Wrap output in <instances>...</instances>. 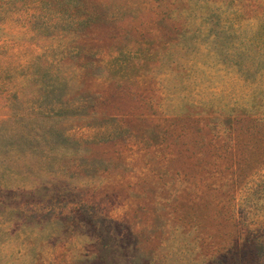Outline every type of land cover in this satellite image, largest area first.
Instances as JSON below:
<instances>
[{"label":"rangeland","instance_id":"rangeland-1","mask_svg":"<svg viewBox=\"0 0 264 264\" xmlns=\"http://www.w3.org/2000/svg\"><path fill=\"white\" fill-rule=\"evenodd\" d=\"M100 1L82 83L66 24L0 9V122L78 108L42 232L0 196V264H264V0Z\"/></svg>","mask_w":264,"mask_h":264},{"label":"trees","instance_id":"trees-1","mask_svg":"<svg viewBox=\"0 0 264 264\" xmlns=\"http://www.w3.org/2000/svg\"><path fill=\"white\" fill-rule=\"evenodd\" d=\"M104 7L105 4L100 0H0V9L6 14L9 11L24 8L34 12L36 10L38 15L44 11L46 14L51 13L54 17L51 23L61 21L68 26L70 32L67 39L74 44L72 49L77 55L76 72H74L80 83L83 82L86 74L84 73L81 77V71L87 67L92 55L90 50L85 48L83 41L97 22L95 18L103 15L100 10ZM64 55L65 52H63ZM49 88L52 89L51 86H48ZM62 97L58 98L49 109L27 107L25 112L12 114L0 122V196L3 199L12 196L14 200L21 197L15 209L16 211L21 209L22 218L25 220L41 226L37 230L31 229L36 234L42 232L49 218L46 217V210L42 209L43 202L37 201L38 198L35 195L37 187L34 188L32 184L28 186L26 183L29 180L36 181L44 174L55 175L59 169H64L72 161V152L68 150V145L76 141V138L66 134L65 122L62 120L69 114L66 111L72 109L65 108L66 111H64L60 106L62 103L69 102L71 98H66L65 95ZM77 110L78 108L76 110L73 108L72 111ZM251 121L259 122L253 117ZM259 190L264 192V188ZM229 207L228 203L220 202L217 207L219 214L220 212L223 215L226 214ZM74 213L76 212L71 208L68 212L61 211L53 218L68 217ZM21 222L23 224V219ZM212 255L206 254V257Z\"/></svg>","mask_w":264,"mask_h":264}]
</instances>
